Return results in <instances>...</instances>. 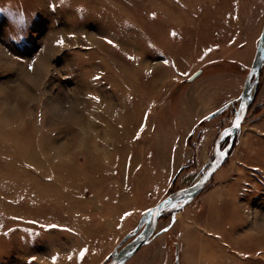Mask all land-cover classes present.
<instances>
[{"label": "rangeland", "instance_id": "obj_1", "mask_svg": "<svg viewBox=\"0 0 264 264\" xmlns=\"http://www.w3.org/2000/svg\"><path fill=\"white\" fill-rule=\"evenodd\" d=\"M263 22L264 0H0V264H104L146 211L202 176L239 99L184 148L179 97L240 91ZM262 229L264 60L224 162L161 211L126 264H264Z\"/></svg>", "mask_w": 264, "mask_h": 264}, {"label": "water", "instance_id": "obj_2", "mask_svg": "<svg viewBox=\"0 0 264 264\" xmlns=\"http://www.w3.org/2000/svg\"><path fill=\"white\" fill-rule=\"evenodd\" d=\"M264 60V22L259 36L258 45L250 64V67L245 76L244 84L242 91L239 96V104L235 112L234 118L230 125L222 128L216 136L213 145V152L211 159L206 163L205 170L196 181L187 186L175 189L169 192L161 200H159L154 206H152L148 211H146L133 231V234L138 233L140 228L143 226V229L138 233L132 240L126 241L124 237L111 252L109 260L104 264H123L140 246L145 244L148 239L152 236L157 222L158 217L161 211L168 206L169 204L181 200V199H190L194 197L200 189L205 185V183L212 177L215 171L221 166L225 158L228 155L229 150L232 147L233 141L236 134L240 130L241 123L245 117L247 109L249 108L253 95L255 92V87L259 72ZM199 70L193 73L189 80L195 78L199 74ZM240 117L239 127H235L236 118ZM227 133V135H225ZM228 137V143L225 148H221V141L224 137ZM144 223V224H143ZM125 242V243H124Z\"/></svg>", "mask_w": 264, "mask_h": 264}, {"label": "crops", "instance_id": "obj_3", "mask_svg": "<svg viewBox=\"0 0 264 264\" xmlns=\"http://www.w3.org/2000/svg\"><path fill=\"white\" fill-rule=\"evenodd\" d=\"M256 48H257V46H256ZM256 48H255V51H256ZM255 51H254V54H255ZM230 60L238 61V58L232 57ZM220 61H222V59ZM238 62L239 63L237 64V66H238V68L240 70H242L244 67L242 66V64H241L240 61H238ZM198 70L200 72H199V74L195 78H193L191 80H189V78H187L186 81L187 82H192L201 73H203V69H198ZM214 77L217 78L218 77L217 74H215ZM219 84L220 83L218 82L217 83V87L219 89H217L214 98L213 99H210V100H207L208 98L205 95V88L204 87H201L200 88V92H198L197 95L194 92H192V93L191 92H188L189 89H187V88H186L187 91L186 90L184 91L183 96L180 95L179 100L181 101L180 104H182L183 107H182L181 110H179L180 111V112H178L179 115H177V114H175V115H177V117L178 116L181 117L182 121L185 124H189L191 122L190 123V126L188 127V129L186 130V132H185V134H184V136L182 138V144H183L182 146H184V148L189 145V138L191 136L196 135L198 133L196 131L198 127L199 128L200 127H203V132L201 133V135L199 136V139H198V140L202 141L204 139L205 135H206V131H205L206 128H204V124L206 122H208L211 119H216L218 117L222 118V121L221 122H224V121L226 122V120H228V115H229L228 109L231 110V108L233 107L235 101L237 99H239V96H240V93L242 91V88L240 89V91H238L237 93L234 94V90L232 91V89H231V91H227V89L224 88L225 87L224 85L219 86ZM233 85H235V84H233ZM229 87H230V85H229ZM201 97H202V99H201ZM203 99H204V102H203ZM212 100H214V102H218V104L205 111L204 109H206L209 106V104H211V101ZM196 102H198L199 105L195 104ZM192 106H193L192 109L195 110L197 112V114H198V116L195 119L193 117H194V115H195L196 112L195 111H192V112L190 111V108ZM196 107H197V109H196ZM205 117H207V119H205ZM224 127H226V126H224ZM179 135L177 136L175 134V136H177V138H175V136H174V138L176 139V141H179V139H180V136ZM190 146L191 145H189V147ZM199 146L200 145H198L197 148H196L197 149L196 150V153L199 151L198 150V147ZM177 147H178V145H175V148H177ZM193 157H196V155L193 154L189 150L186 151L185 154H183V159L178 160L179 166L182 167V166H184L186 164L191 163L192 161L194 162ZM196 162H197V160H196ZM175 163H176V160H175ZM154 236L155 235L153 233V235L148 239V241L145 244H143L140 248H138L123 264H126L128 262H131L132 259L137 255V253L140 252V250H142L143 248H145L146 246H148L151 243L152 238ZM175 259H177V258H175Z\"/></svg>", "mask_w": 264, "mask_h": 264}, {"label": "bare ground", "instance_id": "obj_4", "mask_svg": "<svg viewBox=\"0 0 264 264\" xmlns=\"http://www.w3.org/2000/svg\"><path fill=\"white\" fill-rule=\"evenodd\" d=\"M107 9V8H106ZM107 12V10H105L104 11V13H106ZM116 39H118L121 43H123V44H125L128 40L126 39V38H124L123 37V39H121V38H116ZM88 87H89V85H88ZM88 91L89 92H92V93H96V89L95 88H93V86L92 87H89L88 88ZM91 104L89 103V106H90ZM76 119L77 118H72V119H70V120H72V121H76ZM85 134L86 135V138L85 139H82V138H80L79 139V141H78V145L79 146H82V142H83V144H85L86 143V145H90L91 144V142H90V139H91V137L89 136V133H88V127H86L85 128V130L83 131V132H81V134ZM87 133V134H86ZM75 134V136L77 137V134L78 133H74ZM75 136H74V139H75ZM82 139V140H81ZM102 144H104V143H102ZM58 152H62V151H60L59 149L57 150V153ZM53 153V152H52ZM58 168V167H57ZM59 169V168H58ZM71 169V171H72V168H70ZM70 169H69V167H68V169H67V173L66 172H64L62 175H64V176H67V174H68V172H70ZM60 173V172H59ZM61 173H62V171H61ZM54 175V174H53ZM56 175V174H55ZM57 176V175H56ZM57 183V182H56ZM61 185V184H60ZM62 188V187H61ZM172 204V203H171ZM256 228H257V226H255ZM263 231L261 232L262 234H263V236H261V240H260V238H259V236H257V237H255L256 239H254L252 236V238L254 239V240H256V245L258 246L259 245V242L260 241H262V239L264 238V229H262ZM154 232H155V230H154ZM153 232V233H154ZM132 233V232H131ZM126 234V233H125ZM153 235V234H152ZM249 239H250V236H249ZM141 247V246H140ZM139 247V248H140ZM262 249H263V251H264V248L262 247Z\"/></svg>", "mask_w": 264, "mask_h": 264}, {"label": "snow or ice", "instance_id": "obj_5", "mask_svg": "<svg viewBox=\"0 0 264 264\" xmlns=\"http://www.w3.org/2000/svg\"><path fill=\"white\" fill-rule=\"evenodd\" d=\"M107 42H108L109 44H113V41H111V40H109V41H107ZM60 43H62V41H61ZM205 119H207V117H205ZM239 121H240V117L238 116V117L236 118V122H235V125H234L235 127H239ZM225 135H227V133H225ZM85 251H86V250L81 251V253H80L81 257L84 256ZM53 259L55 260V257H54Z\"/></svg>", "mask_w": 264, "mask_h": 264}]
</instances>
